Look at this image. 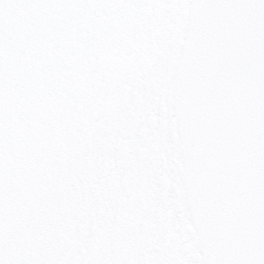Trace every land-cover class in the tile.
Instances as JSON below:
<instances>
[{
	"label": "snow or ice",
	"instance_id": "obj_1",
	"mask_svg": "<svg viewBox=\"0 0 264 264\" xmlns=\"http://www.w3.org/2000/svg\"><path fill=\"white\" fill-rule=\"evenodd\" d=\"M0 264H264V0H0Z\"/></svg>",
	"mask_w": 264,
	"mask_h": 264
}]
</instances>
